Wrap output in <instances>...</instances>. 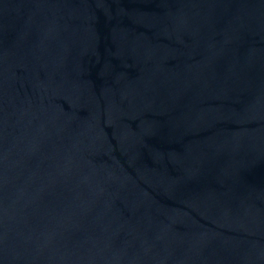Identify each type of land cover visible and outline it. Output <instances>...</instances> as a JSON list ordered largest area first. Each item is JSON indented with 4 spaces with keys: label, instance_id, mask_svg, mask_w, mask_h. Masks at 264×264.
<instances>
[{
    "label": "water",
    "instance_id": "obj_1",
    "mask_svg": "<svg viewBox=\"0 0 264 264\" xmlns=\"http://www.w3.org/2000/svg\"><path fill=\"white\" fill-rule=\"evenodd\" d=\"M0 264H264V0H0Z\"/></svg>",
    "mask_w": 264,
    "mask_h": 264
}]
</instances>
